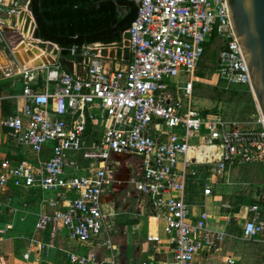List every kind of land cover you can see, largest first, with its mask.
Instances as JSON below:
<instances>
[{
  "label": "built area",
  "instance_id": "obj_1",
  "mask_svg": "<svg viewBox=\"0 0 264 264\" xmlns=\"http://www.w3.org/2000/svg\"><path fill=\"white\" fill-rule=\"evenodd\" d=\"M131 1L137 13L120 47L83 46L81 68L68 71L55 63L41 84V67L19 70L23 102H16L1 124L26 154L0 162V208L15 188L53 191L55 199H44L52 210L40 212L34 227L37 233L47 231L48 240L32 236L30 241L53 247L62 228L68 239L87 244L111 228L102 195L116 181L113 155L127 154L138 159L140 171L127 182L162 220L171 249L170 259L140 264H200L221 245L225 231L209 226L213 217L205 209L193 214L186 194L189 176L205 165L219 178L233 166L256 165L262 179L253 200L241 203L225 223L233 224L242 239L264 246L263 118L258 108L254 119L203 113L194 96L195 84L202 81L199 64L212 43L219 87L251 92L226 0ZM11 6L16 17L29 12L26 6L15 8L14 1ZM4 25L0 17V43ZM123 47L130 55L126 65L110 67V52ZM70 53L75 55L77 47ZM211 193L205 185L203 194ZM147 240L159 237L148 234ZM104 244L110 246L109 240ZM67 256L70 264H100L93 254L67 251Z\"/></svg>",
  "mask_w": 264,
  "mask_h": 264
},
{
  "label": "crops",
  "instance_id": "obj_2",
  "mask_svg": "<svg viewBox=\"0 0 264 264\" xmlns=\"http://www.w3.org/2000/svg\"><path fill=\"white\" fill-rule=\"evenodd\" d=\"M11 1L16 3L15 8L24 9V6L29 4V0H0V17L5 23L4 40L0 43L2 57L0 60L2 74L0 76V82H2L0 88V162L3 159L14 162L26 154V150L13 139L9 130L1 124L2 118L15 109L16 102H19V104L23 102L21 97L23 78L19 74V70L41 67V73L37 78L39 84L43 81L44 73L47 69H52L53 64L59 63L67 70L62 64L63 59L59 57V48L56 44L49 45L47 42L33 37L36 24L28 5L26 8L30 13L24 10L16 17L12 13L14 11L12 10ZM10 37L19 38L14 42L15 40ZM124 39L125 33L122 36L123 42ZM20 43H24L25 46L21 52V57H17L16 51L19 50ZM41 43L44 44L43 47H40ZM120 43L116 44L119 46ZM29 46L42 50L40 61H37L39 59H33L34 57L32 58ZM110 56L111 59L108 61L110 67H123L130 57L124 47L117 48L112 53L110 52ZM78 68L73 66V70ZM33 74H36V72ZM3 100L6 101L9 110L6 115L2 110ZM118 156L124 157L125 160L123 161L124 166L119 168L121 172L119 174L113 172L116 180L119 181V176L122 179L126 178L127 182L130 176L125 177L124 175L129 171L127 164L131 159H134L137 164L135 169H132L136 172L134 176H139L137 158L127 154L113 155L112 160L116 162V167L120 166ZM241 166L246 165L229 168L221 178L208 171L206 165L204 169H199L197 175L191 174L189 176L186 194L193 214L196 215L199 211L205 209L213 217L209 222V226L215 230L225 231L221 245L209 254L203 255L202 259L199 260L200 264H244L243 242L248 241L242 239L240 233L230 231L231 227L235 226L231 223L226 224L225 218L229 213L238 210L241 203L251 202L253 195L236 193L238 197H233L235 201H232L226 198L231 196L232 193L225 191L222 187L230 185V181H232L230 173ZM253 168L258 171L261 181L260 168L256 165ZM115 183L117 182H111L102 195L103 211L107 215L111 226L109 230H103L99 237L82 245L68 239L65 231L59 228L53 247L48 249L39 248L38 244L30 241L29 238L34 236L40 241L45 242L48 240L47 231L37 233L34 227L40 212L45 209L52 210V207L44 199H55V192L42 193L38 189L15 188L10 194L5 195L3 197L4 205L0 208V264H70L67 251L93 254L100 264H140L144 260L153 258L158 260L170 259L171 249L163 232V222L152 215L144 196L140 194V202L144 206L141 203L138 204L137 220L125 223L117 221L121 212L119 213L115 207L112 199L113 194L111 193L112 188L116 187ZM205 185L212 187L211 195L203 194ZM134 191L138 193L135 189ZM224 198L225 200H223ZM246 200L247 202H245ZM225 203H228L230 208H224ZM59 204L61 203L59 202ZM234 229L239 232L236 227ZM148 234L158 236L159 240L148 241ZM107 240H109L110 246L104 244Z\"/></svg>",
  "mask_w": 264,
  "mask_h": 264
},
{
  "label": "trees",
  "instance_id": "obj_3",
  "mask_svg": "<svg viewBox=\"0 0 264 264\" xmlns=\"http://www.w3.org/2000/svg\"><path fill=\"white\" fill-rule=\"evenodd\" d=\"M28 8L36 24L33 37L56 44L59 57L76 60L79 68V51L83 46L120 43L137 13V7L131 0H29ZM43 46L41 43L40 47ZM74 46L77 53L71 55L70 49ZM221 92L239 94L248 90L221 89ZM2 110L5 115L9 112L5 100L2 101ZM261 261L264 264V246Z\"/></svg>",
  "mask_w": 264,
  "mask_h": 264
},
{
  "label": "rangeland",
  "instance_id": "obj_4",
  "mask_svg": "<svg viewBox=\"0 0 264 264\" xmlns=\"http://www.w3.org/2000/svg\"><path fill=\"white\" fill-rule=\"evenodd\" d=\"M12 38V37H10ZM19 37L12 38L16 42ZM24 39V37H22ZM9 56V55H8ZM2 59L0 54V60ZM217 69V57L215 43L209 45L201 59L198 67V74H202V81L195 84L194 96L197 101V106L200 110L205 113L220 112L224 117L228 119H246L252 117L253 119L257 116L258 110L256 106L255 99L251 92H242L239 94H230L229 92H221L219 87V81H217L216 76ZM0 70V76H1ZM120 166L115 165L114 172L119 174L120 167H123L124 157L118 156ZM129 171L125 173V177L129 175L130 177L136 174L135 166H137L136 161L131 159L127 164ZM254 165H249V167L241 166L240 168L232 170L230 173L232 175L230 185L223 187L225 191L232 193L231 196H227L232 201H235L233 197L237 194L243 195H253L256 187L260 181L259 173L253 168ZM122 169V168H121ZM123 170V169H122ZM116 187H113L111 193L113 194L112 199L115 203V207L121 212L120 217L117 218L120 223L133 222L137 220L136 216L138 211V204H140V194L136 193L134 189L127 184L126 178L122 179L118 176ZM233 182V183H232ZM189 183V182H188ZM187 183V186H188ZM234 193V194H233ZM237 193V194H236ZM234 199V200H233ZM225 200V198L223 199ZM247 202V200L245 201ZM144 206L143 203H141ZM146 204V203H145ZM145 209V208H144ZM231 227L230 231H235L237 234L239 232ZM263 244L257 241L243 242L242 254L244 264H262L261 261V249Z\"/></svg>",
  "mask_w": 264,
  "mask_h": 264
},
{
  "label": "water",
  "instance_id": "obj_5",
  "mask_svg": "<svg viewBox=\"0 0 264 264\" xmlns=\"http://www.w3.org/2000/svg\"><path fill=\"white\" fill-rule=\"evenodd\" d=\"M226 4L231 28L250 78L251 93L264 121V0H226ZM62 64L68 71H73L71 60L63 59Z\"/></svg>",
  "mask_w": 264,
  "mask_h": 264
},
{
  "label": "bare ground",
  "instance_id": "obj_6",
  "mask_svg": "<svg viewBox=\"0 0 264 264\" xmlns=\"http://www.w3.org/2000/svg\"><path fill=\"white\" fill-rule=\"evenodd\" d=\"M20 45V47H19V50L18 51H16V56L17 57H21V52L23 51V49H24V46H25V44L24 43H20L19 44ZM18 45V46H19ZM29 48H30V50H31V54H32V58L33 59H39V60H37V61H40L41 59H40V56L42 55V50H40V49H37V48H35V47H32V46H29ZM26 49V48H25ZM29 51V50H28ZM30 52V51H29Z\"/></svg>",
  "mask_w": 264,
  "mask_h": 264
}]
</instances>
